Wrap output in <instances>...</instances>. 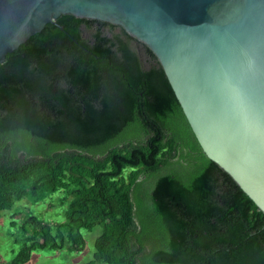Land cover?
I'll use <instances>...</instances> for the list:
<instances>
[{"label":"trees","instance_id":"16d2710c","mask_svg":"<svg viewBox=\"0 0 264 264\" xmlns=\"http://www.w3.org/2000/svg\"><path fill=\"white\" fill-rule=\"evenodd\" d=\"M58 192L65 221L29 216L13 264L96 226L82 264H264V212L203 153L154 52L71 14L0 64V217Z\"/></svg>","mask_w":264,"mask_h":264},{"label":"water","instance_id":"95a60500","mask_svg":"<svg viewBox=\"0 0 264 264\" xmlns=\"http://www.w3.org/2000/svg\"><path fill=\"white\" fill-rule=\"evenodd\" d=\"M64 14L145 43L203 153L264 212V0H0V64Z\"/></svg>","mask_w":264,"mask_h":264},{"label":"rangeland","instance_id":"374dc122","mask_svg":"<svg viewBox=\"0 0 264 264\" xmlns=\"http://www.w3.org/2000/svg\"><path fill=\"white\" fill-rule=\"evenodd\" d=\"M64 192H58L46 199L34 202L27 198L17 202L13 209L1 212L0 217V262L13 264V260L30 236V228L24 229V223L29 216H37L46 221H65L67 204L61 203ZM135 200L136 209L138 207ZM140 229L142 225L139 223ZM86 245L82 250L71 251L69 245L60 250L50 248L33 251L31 259L25 264H82L93 260L96 251L95 241L102 234L103 229L96 226L92 231H83ZM164 236L163 239H168ZM147 252L152 251V245L147 244Z\"/></svg>","mask_w":264,"mask_h":264}]
</instances>
